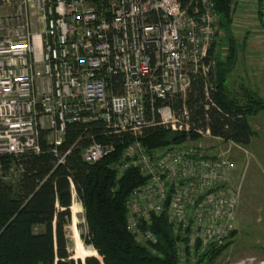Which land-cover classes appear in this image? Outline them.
Here are the masks:
<instances>
[{
    "label": "built area",
    "instance_id": "obj_1",
    "mask_svg": "<svg viewBox=\"0 0 264 264\" xmlns=\"http://www.w3.org/2000/svg\"><path fill=\"white\" fill-rule=\"evenodd\" d=\"M228 1L232 14L246 4L264 22V0ZM12 2L14 12L0 17V157L40 154L44 131L63 162L68 124L101 123L105 141L87 135L81 158L95 164L120 146L110 165L117 177L134 168L145 178L125 202L135 240L155 243L152 217L165 214L177 253L220 244L236 202L228 158L194 140L142 143L155 126L189 131L187 111L176 114L170 101L185 97L192 74L207 72L202 61L219 24L214 1L0 0Z\"/></svg>",
    "mask_w": 264,
    "mask_h": 264
},
{
    "label": "trees",
    "instance_id": "obj_2",
    "mask_svg": "<svg viewBox=\"0 0 264 264\" xmlns=\"http://www.w3.org/2000/svg\"><path fill=\"white\" fill-rule=\"evenodd\" d=\"M213 1L219 24H230V2ZM211 54L208 51L207 57L211 58ZM170 103L178 115L184 109L187 111L190 129L173 132L161 126L152 127L142 137L148 148L196 140L197 131L206 129L225 141L250 143L253 133L245 118L255 110L254 105L242 106L227 98L222 70L217 76L211 67L205 74L200 70L192 74L185 97L177 95ZM85 128L68 124L59 147L60 153L65 154L63 162H57L51 153L44 131L40 133V154H27L17 160L0 157V264L42 261L75 264L70 258L65 231L71 219L74 194L84 210L88 229L83 240L98 253V258L87 256L84 264H182L176 250L179 236L174 234L165 214L152 217L149 228L156 236L155 243H138L127 229L126 199L145 178L134 168L117 177V170L110 165L118 158L120 146L116 153L95 164L85 163L81 158V147L88 142L85 137L92 135L98 141H105L101 123ZM80 136L82 139L77 142ZM13 166L20 170L16 184L5 178ZM35 226L43 229L35 232ZM222 247L211 246L202 253L214 257Z\"/></svg>",
    "mask_w": 264,
    "mask_h": 264
},
{
    "label": "rangeland",
    "instance_id": "obj_3",
    "mask_svg": "<svg viewBox=\"0 0 264 264\" xmlns=\"http://www.w3.org/2000/svg\"><path fill=\"white\" fill-rule=\"evenodd\" d=\"M15 7L14 2L0 4V17L12 14ZM207 51L212 53L211 58L207 53L202 64L205 69L211 67L216 76L223 71L227 98L242 106L254 105L255 110L245 118L253 134L247 145L207 134L194 140L196 146L228 158V181L236 202L226 223L227 235L220 244L212 245L213 249L224 246L217 255L191 254L180 246L178 257L182 264H264V22L248 5H238L230 24H218L215 40ZM19 176V168L13 166L6 180L16 184ZM70 211L71 219L65 226L70 258L75 264H84L87 256L98 258V253L83 240L88 229L75 194ZM42 229L34 227L35 232Z\"/></svg>",
    "mask_w": 264,
    "mask_h": 264
},
{
    "label": "bare ground",
    "instance_id": "obj_4",
    "mask_svg": "<svg viewBox=\"0 0 264 264\" xmlns=\"http://www.w3.org/2000/svg\"><path fill=\"white\" fill-rule=\"evenodd\" d=\"M86 256V255H85Z\"/></svg>",
    "mask_w": 264,
    "mask_h": 264
}]
</instances>
